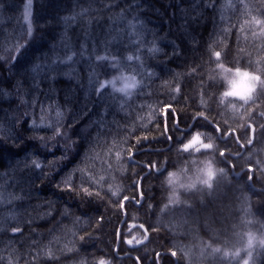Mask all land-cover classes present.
I'll return each instance as SVG.
<instances>
[{
  "label": "trees",
  "instance_id": "16d2710c",
  "mask_svg": "<svg viewBox=\"0 0 264 264\" xmlns=\"http://www.w3.org/2000/svg\"><path fill=\"white\" fill-rule=\"evenodd\" d=\"M232 70L264 81V0H0V264H264Z\"/></svg>",
  "mask_w": 264,
  "mask_h": 264
},
{
  "label": "rangeland",
  "instance_id": "374dc122",
  "mask_svg": "<svg viewBox=\"0 0 264 264\" xmlns=\"http://www.w3.org/2000/svg\"><path fill=\"white\" fill-rule=\"evenodd\" d=\"M238 73H247L249 77H256L257 79L253 80L251 78H241V76L238 75ZM225 79L227 82V89L224 92L225 96L238 98V99H246L250 97L257 89H263L264 90V81H262L256 74H251L248 72L240 71V70H232L229 73H226ZM243 81V87L240 89H234L233 85L238 81ZM110 86L112 89L118 90L119 93L124 94L120 92L119 90L121 88L125 89V91L130 94V92L133 91L135 86V80L132 79L131 76L118 74L116 77H113L112 80L109 81ZM235 93L232 95H226V93ZM211 172V169L205 170V175L208 176ZM241 264H247V262L244 260Z\"/></svg>",
  "mask_w": 264,
  "mask_h": 264
},
{
  "label": "snow or ice",
  "instance_id": "6c2138e0",
  "mask_svg": "<svg viewBox=\"0 0 264 264\" xmlns=\"http://www.w3.org/2000/svg\"><path fill=\"white\" fill-rule=\"evenodd\" d=\"M31 3H32V0H28V4L31 5ZM216 55H217V58H219V54L217 53ZM98 58L101 59V60L106 59L105 57H98ZM69 59H71V57H69ZM131 59H132V57H129V60H131ZM37 71H39V69H37ZM238 75L241 76L242 79L243 78H251L253 80L257 79L256 77H249L247 73H238ZM106 87H107V84L105 82H104L103 86H101L100 83H99V81H97L96 86H95V91H96L98 97L101 95L103 89L106 88ZM119 91L122 92V93H124L125 95L128 94L125 91V89H123V88H121ZM232 94H234V92L233 93H226V95H232ZM58 127L59 126H57V128ZM61 134H63V133L61 132ZM193 139L194 140H199V137L197 136V137H194ZM192 146H193L192 141H190L189 143L185 144L182 147V150L188 151ZM36 167L39 168V164H37ZM16 231H19V229H16ZM99 264H106V262L103 261V260H101L99 262Z\"/></svg>",
  "mask_w": 264,
  "mask_h": 264
},
{
  "label": "clouds",
  "instance_id": "9594fccd",
  "mask_svg": "<svg viewBox=\"0 0 264 264\" xmlns=\"http://www.w3.org/2000/svg\"><path fill=\"white\" fill-rule=\"evenodd\" d=\"M233 87H234V89H240V88H242L243 87V81L241 80V81H238V82H236L234 85H233ZM235 94V93H234Z\"/></svg>",
  "mask_w": 264,
  "mask_h": 264
}]
</instances>
